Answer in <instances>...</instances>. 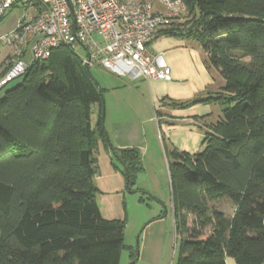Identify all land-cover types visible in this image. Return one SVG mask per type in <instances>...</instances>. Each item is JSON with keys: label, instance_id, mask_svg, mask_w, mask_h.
Returning a JSON list of instances; mask_svg holds the SVG:
<instances>
[{"label": "trees", "instance_id": "1", "mask_svg": "<svg viewBox=\"0 0 264 264\" xmlns=\"http://www.w3.org/2000/svg\"><path fill=\"white\" fill-rule=\"evenodd\" d=\"M183 1L160 35L196 41L223 85L195 99L220 109L202 149L168 153L174 228L185 233L176 264H263L264 0ZM89 67L55 48L0 97V264L120 263L125 220L101 215L97 144L107 143L130 190L141 162L135 148L111 145ZM223 199L231 214L214 206Z\"/></svg>", "mask_w": 264, "mask_h": 264}, {"label": "crops", "instance_id": "2", "mask_svg": "<svg viewBox=\"0 0 264 264\" xmlns=\"http://www.w3.org/2000/svg\"><path fill=\"white\" fill-rule=\"evenodd\" d=\"M28 11L33 13L30 9ZM148 52L155 58L156 67H169L170 80L131 76L124 68H119L115 72L117 76L107 79L108 82L102 86L104 127L108 139L117 149L135 148L139 152L141 169L163 160L168 163V153L173 149L188 154L202 149L203 132L219 118L220 109L216 104L195 99L211 96L223 85L220 75L205 64V54L194 40L160 35L148 45ZM8 54L9 48L4 45L0 52V73ZM179 102L187 104L175 105ZM99 110L97 103L92 105V125ZM95 156L98 173L94 181L101 215L106 219L123 220L126 196L139 192L134 189L152 190L147 187L140 189L138 185H134L132 190L127 187L125 177L106 142H98ZM158 206L160 210L157 211L151 206L156 216L143 222L140 233L137 260L148 264L163 261L170 242L169 231L174 226L169 204L165 206L163 214V208ZM232 212L230 208L228 213ZM191 220L190 216L188 222ZM225 264L237 263L226 256Z\"/></svg>", "mask_w": 264, "mask_h": 264}, {"label": "built area", "instance_id": "3", "mask_svg": "<svg viewBox=\"0 0 264 264\" xmlns=\"http://www.w3.org/2000/svg\"><path fill=\"white\" fill-rule=\"evenodd\" d=\"M0 0V20L15 6L25 13L1 37L9 54L0 75V91L21 77L33 61H45L55 48L66 46L83 64H98L147 79L170 80L169 67H156L148 45L160 30L186 12L183 0ZM32 10L33 13L28 11Z\"/></svg>", "mask_w": 264, "mask_h": 264}, {"label": "rangeland", "instance_id": "4", "mask_svg": "<svg viewBox=\"0 0 264 264\" xmlns=\"http://www.w3.org/2000/svg\"><path fill=\"white\" fill-rule=\"evenodd\" d=\"M154 8L162 9L158 0H149ZM25 13L23 7L17 5L13 7L5 16L0 20V39L6 33L10 32L15 26L19 18ZM3 43L0 40V52L3 51ZM76 54L83 55L82 48H76ZM1 68V64H0ZM90 72L94 80L102 88L103 84L108 82L107 79H111L112 76H117L114 71L104 68L100 65L90 66ZM20 81V78H16L9 82L6 87L1 89L0 97L4 95L7 88L13 86ZM151 112L153 114V108L151 107ZM137 181L135 187L143 188L147 187L152 190V192L145 191L147 194H140L139 192L131 193L126 197V208H125V218H124V237L123 244L125 245L121 252V258L119 264H148L143 262V260H137L140 244V233L143 228V222L148 218L155 215L151 206L155 207V210H160L158 205L163 208L161 210L162 214L165 213V206L169 204L170 213L172 214V205L170 201V180L168 172V163L164 160L161 163H155L154 165L147 166V168H142L137 173ZM140 188V189H141ZM229 202L223 199L216 202L214 206L220 210H223L228 214L229 212ZM153 209V208H152ZM155 211V212H156ZM156 216V215H155ZM209 228H205L208 232ZM170 234L169 246L166 247V255L160 264H176L179 256V245L181 240L185 237V233L182 231L175 230L172 226ZM136 256V260H132Z\"/></svg>", "mask_w": 264, "mask_h": 264}]
</instances>
